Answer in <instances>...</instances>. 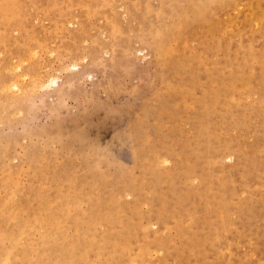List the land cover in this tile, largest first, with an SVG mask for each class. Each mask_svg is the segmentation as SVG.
<instances>
[{
  "label": "rangeland",
  "instance_id": "rangeland-1",
  "mask_svg": "<svg viewBox=\"0 0 264 264\" xmlns=\"http://www.w3.org/2000/svg\"><path fill=\"white\" fill-rule=\"evenodd\" d=\"M0 264H264V0H0Z\"/></svg>",
  "mask_w": 264,
  "mask_h": 264
},
{
  "label": "bare ground",
  "instance_id": "bare-ground-1",
  "mask_svg": "<svg viewBox=\"0 0 264 264\" xmlns=\"http://www.w3.org/2000/svg\"><path fill=\"white\" fill-rule=\"evenodd\" d=\"M16 87H17L16 85L13 86V88H16ZM6 89H7V88H6Z\"/></svg>",
  "mask_w": 264,
  "mask_h": 264
}]
</instances>
